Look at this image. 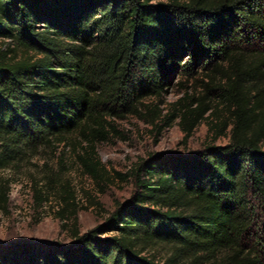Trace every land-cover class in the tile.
Instances as JSON below:
<instances>
[{
  "label": "trees",
  "instance_id": "obj_1",
  "mask_svg": "<svg viewBox=\"0 0 264 264\" xmlns=\"http://www.w3.org/2000/svg\"><path fill=\"white\" fill-rule=\"evenodd\" d=\"M0 40V172L78 141L97 178L119 121L187 141L215 99L231 111L227 145L140 160L102 225L0 264H264V0H0Z\"/></svg>",
  "mask_w": 264,
  "mask_h": 264
},
{
  "label": "rangeland",
  "instance_id": "obj_2",
  "mask_svg": "<svg viewBox=\"0 0 264 264\" xmlns=\"http://www.w3.org/2000/svg\"><path fill=\"white\" fill-rule=\"evenodd\" d=\"M6 41L0 40V49ZM191 92L204 94L202 88ZM180 89L173 88L167 101L177 100ZM217 92L211 93L212 100ZM212 111L184 141L179 119L156 126L136 118L117 123L118 134L95 146L102 169L98 177L86 174L78 159L83 147L60 146L44 151L27 165L0 172V186L8 201L0 202V249L26 241L34 244L68 245L73 234L102 225L115 208L134 192L131 169L153 155L188 157L210 144H228L231 111L219 100ZM165 114V107H162Z\"/></svg>",
  "mask_w": 264,
  "mask_h": 264
}]
</instances>
